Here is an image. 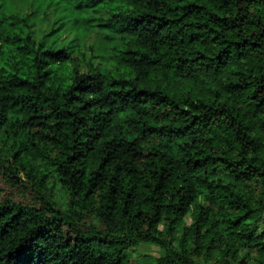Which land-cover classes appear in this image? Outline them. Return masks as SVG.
<instances>
[{
	"label": "trees",
	"instance_id": "1",
	"mask_svg": "<svg viewBox=\"0 0 264 264\" xmlns=\"http://www.w3.org/2000/svg\"><path fill=\"white\" fill-rule=\"evenodd\" d=\"M31 1L0 0V264H264V0Z\"/></svg>",
	"mask_w": 264,
	"mask_h": 264
},
{
	"label": "rangeland",
	"instance_id": "2",
	"mask_svg": "<svg viewBox=\"0 0 264 264\" xmlns=\"http://www.w3.org/2000/svg\"><path fill=\"white\" fill-rule=\"evenodd\" d=\"M31 7L34 9H37L39 11V14L37 13V17H42V14L45 13V16H43L42 23L44 24L47 20H51L55 16V12H53L54 6L53 5H45L44 1L41 0H35L31 1ZM87 41L91 42H97L99 41L98 34L94 31H91L87 33ZM128 255L136 260H139L140 253H148L150 255H157L159 253V249L157 246L152 244H144L139 243L134 248L130 249L128 252Z\"/></svg>",
	"mask_w": 264,
	"mask_h": 264
}]
</instances>
